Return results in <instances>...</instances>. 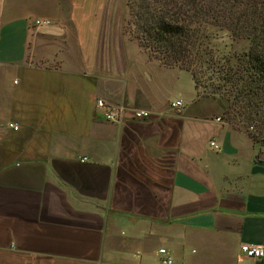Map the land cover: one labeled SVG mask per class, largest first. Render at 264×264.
<instances>
[{
	"label": "crops",
	"instance_id": "1",
	"mask_svg": "<svg viewBox=\"0 0 264 264\" xmlns=\"http://www.w3.org/2000/svg\"><path fill=\"white\" fill-rule=\"evenodd\" d=\"M126 7L0 0V264H264L239 252L264 247V146L129 39Z\"/></svg>",
	"mask_w": 264,
	"mask_h": 264
},
{
	"label": "trees",
	"instance_id": "2",
	"mask_svg": "<svg viewBox=\"0 0 264 264\" xmlns=\"http://www.w3.org/2000/svg\"><path fill=\"white\" fill-rule=\"evenodd\" d=\"M126 5L127 23L147 55L164 66L189 71L197 89L198 62L188 54L194 37L200 38L201 27L215 25L232 38L246 39L243 61L228 67L221 77L232 98L227 106L223 104L242 114L246 129L256 122L257 133H248L254 141H264V0H126ZM193 22L198 23L191 26ZM219 87L200 94L213 97Z\"/></svg>",
	"mask_w": 264,
	"mask_h": 264
},
{
	"label": "rangeland",
	"instance_id": "3",
	"mask_svg": "<svg viewBox=\"0 0 264 264\" xmlns=\"http://www.w3.org/2000/svg\"><path fill=\"white\" fill-rule=\"evenodd\" d=\"M126 6L127 18L123 29L125 28L124 31L127 33L129 39L133 40L140 49L145 51L146 49L141 47L138 39L134 36L131 25L127 23L130 19L128 16V5ZM197 23L193 22L191 26ZM200 33V38L198 36L194 37V42L190 44L191 52L188 54L189 57L194 58L198 62V65L194 68L197 84H199L197 91L201 94L202 92L206 93L211 91L213 93V89L219 85L220 87L214 92L213 97H221V101L226 103L227 106L232 98L227 90L228 83H225L221 77L225 75L226 71H229L228 67L234 68L243 61L248 42L244 38H232L226 29L211 24L203 25ZM225 97L229 101L224 102ZM226 108L223 114L224 118L231 122L238 121L237 118H239V124L246 129L247 121L242 117V114H236L232 108ZM250 127L251 129L249 127L246 129L248 132L257 133V128L259 127H257L256 122L250 123ZM259 143L264 146V141Z\"/></svg>",
	"mask_w": 264,
	"mask_h": 264
},
{
	"label": "built area",
	"instance_id": "4",
	"mask_svg": "<svg viewBox=\"0 0 264 264\" xmlns=\"http://www.w3.org/2000/svg\"><path fill=\"white\" fill-rule=\"evenodd\" d=\"M35 24H40V23H45L43 21L36 20L34 21ZM171 107H181L182 106V101L179 99H175L170 103ZM95 108L101 116L108 121L111 122H120L125 116L132 117L134 119H141L145 118L149 115L148 111L142 110V109H134L130 108L121 104H110L105 102L102 99H96L95 100ZM216 120H219V118H216ZM9 127L12 129H16L17 127L13 124H9ZM251 129V127L249 126ZM208 145L211 149L213 150H219L220 147L219 145L214 141L210 140L208 142ZM85 158L79 159V161H84ZM239 252L242 256L247 257V258H261L264 256V247L261 245H251V244H246L242 243L239 245ZM158 255L160 256V263L161 264H171L172 260L168 256L166 250L164 248H159L157 250Z\"/></svg>",
	"mask_w": 264,
	"mask_h": 264
}]
</instances>
